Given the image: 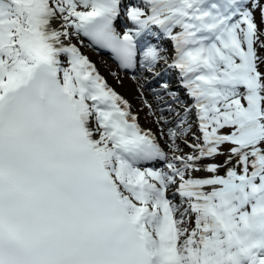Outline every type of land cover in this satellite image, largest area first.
<instances>
[{
    "label": "snow or ice",
    "instance_id": "6c2138e0",
    "mask_svg": "<svg viewBox=\"0 0 264 264\" xmlns=\"http://www.w3.org/2000/svg\"><path fill=\"white\" fill-rule=\"evenodd\" d=\"M257 7L0 0V264H264ZM260 16L264 24V7ZM160 33L173 46L165 63L191 100L159 110L158 121L174 125L170 154L71 42L87 37L124 69L139 56L140 69L158 76L165 58L146 37ZM161 87L179 104L167 82ZM219 155L222 164L206 162ZM154 160L165 164L142 167Z\"/></svg>",
    "mask_w": 264,
    "mask_h": 264
},
{
    "label": "rangeland",
    "instance_id": "374dc122",
    "mask_svg": "<svg viewBox=\"0 0 264 264\" xmlns=\"http://www.w3.org/2000/svg\"><path fill=\"white\" fill-rule=\"evenodd\" d=\"M253 12H254V19L256 22L257 20L256 10H253ZM260 36L262 37V41H264V35L261 33ZM71 42L79 47L81 53L91 61V63L95 66L96 69H98V71L103 73L110 82H112L120 91H122L130 98L134 109L137 110L140 114V119L142 123L145 126L153 127L155 129V131L158 133L161 140L163 141L162 144L164 146V149H167L168 153L170 154V149H169L170 141L167 139V128L169 126L172 127L174 125L165 126L161 122H159L157 118L161 114L159 111L161 108L166 109L169 105H171V107H179V109H176L177 111H180L183 108L184 104L182 102V99L184 97H181L183 95L182 94L183 92L180 90L172 89V87L177 85V83L170 81L168 78L166 80H160V82L152 83L151 85H146V82H144L145 80L143 79L144 77H141L143 72L142 69L139 68L135 73H127V72L119 71L116 67V64L112 60L96 52L94 49H91L87 44V42L84 39H82L80 36L72 37ZM167 44H168L167 39L162 40L161 43L160 41H156L154 44L161 49V55L163 57L166 54L165 51L167 50L166 47ZM62 59L66 61V57H63ZM165 60L166 59L161 60L162 62L161 64L160 61L157 63L154 72L156 71L157 68H160L162 66L164 67ZM261 68L264 69V66H262ZM168 73L171 74V70H169ZM147 76L154 77L152 73H149ZM165 82H167L170 85V91L176 93L179 96L180 98L179 104L175 100H171L173 99V97L170 96L169 94L165 95V93L163 94L159 92V90L163 89L161 85L164 84ZM157 96H160L161 99L157 100ZM187 101H191L190 98H188ZM163 114L165 116H168L169 118H172L176 115V112L168 113L167 111H165ZM188 122L192 125L191 130L193 132H197L198 134L194 115H190L188 117ZM186 139L192 140V136L190 133L186 137ZM177 143L179 144L183 152L190 151V149L187 148L182 143V141H177ZM225 159H226V155H219L215 157L214 161H206V162H216L222 164V162L225 161ZM164 164L165 163H158L153 168L154 169L161 168L164 166ZM231 166L232 165L229 164L222 167L218 174L223 175L226 170V167H231ZM204 175H207V173L200 172L198 176H204ZM175 198L178 200V197Z\"/></svg>",
    "mask_w": 264,
    "mask_h": 264
},
{
    "label": "trees",
    "instance_id": "16d2710c",
    "mask_svg": "<svg viewBox=\"0 0 264 264\" xmlns=\"http://www.w3.org/2000/svg\"><path fill=\"white\" fill-rule=\"evenodd\" d=\"M257 3H259L260 7H257L256 9L258 10V28L260 29V32L264 35V24L261 23V16H260V8L264 7V0H256ZM260 40L262 41V37L260 36ZM256 48L258 51V54L264 58V48L260 47V43H256ZM264 66V63L261 64V67Z\"/></svg>",
    "mask_w": 264,
    "mask_h": 264
},
{
    "label": "bare ground",
    "instance_id": "6f19581e",
    "mask_svg": "<svg viewBox=\"0 0 264 264\" xmlns=\"http://www.w3.org/2000/svg\"><path fill=\"white\" fill-rule=\"evenodd\" d=\"M87 52V51H86ZM91 57V56H90ZM63 58V57H62ZM149 73H147V71L146 70H143V72H142V76L141 77H144L143 79L145 80L144 82H146L147 84H150L153 80H155V79H157L158 77H155L154 79H151L150 81H149V77L150 76H147ZM164 74V71L162 72V74L161 75H163ZM143 81V80H142ZM159 92L160 93H165V95H167L168 93L167 92H165L163 89L162 90H159ZM182 97H185L184 95H182ZM174 109H178V107H173ZM181 115H183V113H181ZM170 127V126H169ZM199 173H196L195 175H198Z\"/></svg>",
    "mask_w": 264,
    "mask_h": 264
}]
</instances>
